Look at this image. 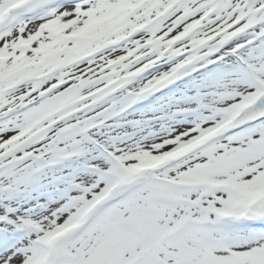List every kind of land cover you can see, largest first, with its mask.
<instances>
[{"label":"snow or ice","instance_id":"1","mask_svg":"<svg viewBox=\"0 0 264 264\" xmlns=\"http://www.w3.org/2000/svg\"><path fill=\"white\" fill-rule=\"evenodd\" d=\"M0 264H264V0H0Z\"/></svg>","mask_w":264,"mask_h":264}]
</instances>
